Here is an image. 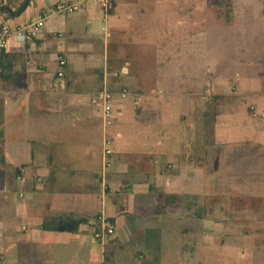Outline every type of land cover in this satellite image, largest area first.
<instances>
[{
    "label": "crops",
    "instance_id": "obj_1",
    "mask_svg": "<svg viewBox=\"0 0 264 264\" xmlns=\"http://www.w3.org/2000/svg\"><path fill=\"white\" fill-rule=\"evenodd\" d=\"M184 1L174 10L162 0H115L105 15L85 0H1L12 30L45 25L0 55V264H141L146 255L164 264L159 241L176 234L182 253L206 264L207 248L230 252L222 240L239 238L235 219L264 229V118L248 104L241 125L225 121L245 96L264 110L263 83L250 85L249 65L235 70L223 57L224 46H238L237 28L212 36L231 13ZM78 2L75 13H54ZM104 88L115 113L107 129L96 98ZM101 216L115 232L104 243L91 236Z\"/></svg>",
    "mask_w": 264,
    "mask_h": 264
},
{
    "label": "rangeland",
    "instance_id": "obj_2",
    "mask_svg": "<svg viewBox=\"0 0 264 264\" xmlns=\"http://www.w3.org/2000/svg\"><path fill=\"white\" fill-rule=\"evenodd\" d=\"M182 1L162 0L163 3H166L163 6L165 8H169V6L171 7V4L174 5V8L177 6V8H175L174 10L181 9V7L177 4H180ZM201 2L204 5L207 4L208 9L214 8V3H217L216 8H222L223 15L231 13L230 18L226 16L222 17L224 25L223 27H220L219 22L217 25H213L212 36H214L215 32H217L219 37L221 32L224 33L223 29L227 25H229L231 29L237 28L236 34L235 32H232L234 34L232 36L234 41L235 39H237L238 46H224L223 57L226 59L229 56L233 57V60H228L226 62L232 63V66L235 70L243 68L244 64L249 65V68L247 69L250 73H252V75H250L251 78L249 84L257 86L259 82L263 83L261 88H263L264 90V0H201ZM183 3L188 4V6H190L194 3V1L185 0ZM188 6L185 8H188ZM245 55L248 57H246ZM237 73L239 75L242 74H240V72ZM236 81L237 80H235V82ZM239 103L241 104V109H239L237 113H234V115L229 116L231 118H227L225 120L231 125L235 127L241 125V122L244 120L243 117L245 115L247 116L246 108L248 104L256 105L258 107L257 113L260 116H263L264 118V110L260 106H258L257 100L254 99L252 95H249V97H243V99ZM171 114L172 116H170L169 119L178 120L179 114H181V112L175 107V111H172ZM240 115L241 118H239ZM248 137H255V139H257L258 135H256V133H254L253 131L252 134H248ZM261 204L262 205L260 207L262 212L264 213V200H261ZM246 217L247 216H243L240 217V219H235L234 221L239 226V238H237L236 240H232V237H228L226 238V240H222V246L225 247V245H231L229 248H227V251L230 252L222 258L218 254L221 248H207L208 251L211 250L212 252L211 255L206 258V264H264V229H262L261 227L257 228V226H261V224L257 225L252 221L246 222ZM180 225L181 222L179 221L172 224L173 227L175 226V229H178ZM220 225L224 226L223 224ZM164 226L171 225L164 224ZM160 227H162V225H160ZM202 228L203 230L206 229L207 234L213 237L211 243L216 242V240L219 241L220 232L216 230L215 227L213 228V225H202ZM218 229L222 230L223 228L219 227ZM181 235L183 236V234ZM91 236L93 238V234H91ZM180 236L177 234L174 235V238L177 239L173 238L174 240H171V242L167 241L163 236L161 237L162 239H160L159 242L164 245L162 247L164 251L168 252V256L163 257V261H165L164 264H189V262H191L190 264H197V262H192L194 261V258L197 261V257L188 258L189 255H185L182 253V247L180 245L178 247L176 246L177 244L182 243L183 239H181L182 237ZM132 241V243L136 242L135 239H133ZM245 245L247 246L244 247ZM125 246L131 247L132 244H126ZM212 247H214V245ZM232 249L238 250L235 251ZM251 250L253 252L251 253V255H249L248 252H250ZM259 250L261 252H258ZM225 254L226 253H224V255ZM145 258L146 259L144 261L140 262L141 264H154L155 260L160 259V257H155L151 255H146ZM250 261H252V263ZM260 261H262V263Z\"/></svg>",
    "mask_w": 264,
    "mask_h": 264
},
{
    "label": "built area",
    "instance_id": "obj_3",
    "mask_svg": "<svg viewBox=\"0 0 264 264\" xmlns=\"http://www.w3.org/2000/svg\"><path fill=\"white\" fill-rule=\"evenodd\" d=\"M86 2H91L97 5L105 15L110 14L114 11L115 8V0H85ZM82 2H78L75 4H60L58 5L54 13L56 14H71L79 11ZM5 14L3 11V4L0 0V55L7 51L9 48V44L13 38H15L18 42L24 43L26 41H30L36 36H38L42 29L44 28V19H38L33 21L26 26H23L19 29L12 30L8 23L5 22ZM106 32V28L103 29ZM65 66V61L60 60L59 67L60 71L58 73L59 77L63 76L62 68ZM128 74V69L125 67L121 71L114 73L112 76L115 78H119L121 76H125ZM1 85V81H0ZM122 97L126 98V93H122ZM97 101L103 107V119L105 124V129L113 125L115 120L114 111L112 107V94L106 89H102L96 94ZM105 138L103 141L104 147V169L107 170L111 167L110 157L113 154L112 145L113 141L110 139L108 134L105 132ZM25 174V169L20 168L18 179L20 180L22 176ZM98 226L93 231V239L97 242L104 243L107 239L114 235V228L108 222V220L101 216L98 218Z\"/></svg>",
    "mask_w": 264,
    "mask_h": 264
},
{
    "label": "trees",
    "instance_id": "obj_4",
    "mask_svg": "<svg viewBox=\"0 0 264 264\" xmlns=\"http://www.w3.org/2000/svg\"><path fill=\"white\" fill-rule=\"evenodd\" d=\"M73 226L71 225H64L63 227L60 228V231H66V232H76L75 229L73 230Z\"/></svg>",
    "mask_w": 264,
    "mask_h": 264
}]
</instances>
